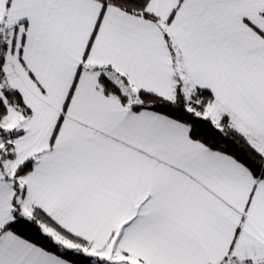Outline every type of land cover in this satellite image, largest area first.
<instances>
[{
    "label": "snow or ice",
    "instance_id": "obj_1",
    "mask_svg": "<svg viewBox=\"0 0 264 264\" xmlns=\"http://www.w3.org/2000/svg\"><path fill=\"white\" fill-rule=\"evenodd\" d=\"M0 264H264V0H0Z\"/></svg>",
    "mask_w": 264,
    "mask_h": 264
}]
</instances>
